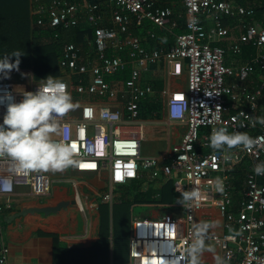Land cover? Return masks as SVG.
<instances>
[{
	"label": "built area",
	"instance_id": "1",
	"mask_svg": "<svg viewBox=\"0 0 264 264\" xmlns=\"http://www.w3.org/2000/svg\"><path fill=\"white\" fill-rule=\"evenodd\" d=\"M179 1L185 10V33L175 36L169 49L149 51L131 30H143L150 24L153 31L147 30L146 37L157 41L158 32L172 33L177 27L172 10L158 0H52L32 5L33 26L52 30L55 38L82 22L94 30L92 53L84 54L74 43L62 48L57 65L60 74L69 79L65 84L73 107L57 117L59 132L51 134V139L72 148L78 163L70 166L71 172L108 173V190L88 203L91 210L119 202L121 196H116L115 189L138 181L142 173H148L152 181L171 182L180 197L181 191L195 186L199 189L201 182L221 176L223 190L215 206L222 216L223 232L206 233L205 244H216L225 264H264V174L253 171L264 162V124L255 117L259 104L264 103V25L255 17L259 0L245 5L236 0ZM204 18L210 20L209 25ZM224 20L236 22L243 32L240 42L255 48V54L244 64L227 65L229 54L240 55L241 46L219 45L228 33ZM112 51L118 56L110 55ZM162 59L171 68V76L187 70V91L171 93L167 99L169 122L185 125L186 131L166 158H146L141 155L140 106L153 96L154 88L143 83L141 76ZM125 70L129 77L120 83L119 74ZM255 76L259 82L250 86ZM71 77L77 81L75 96ZM227 79L238 82V87H227ZM15 81L0 75V121L9 102H19L22 91L36 92L44 83ZM75 98L81 103L77 119L71 117ZM221 127L228 133H246L253 145L213 149L210 135ZM238 169L242 171L239 191L233 184V172ZM54 172H20L11 158L0 155V198L12 196L17 188H27L35 198H46ZM238 194L241 197L234 203ZM214 201L203 197L186 203L181 217L135 219L128 241L129 263L146 264L151 258L152 264H157L176 255L183 264L182 253L190 242L196 217ZM12 210V203L0 202V216ZM9 253L7 242L0 240V264H8Z\"/></svg>",
	"mask_w": 264,
	"mask_h": 264
},
{
	"label": "crops",
	"instance_id": "2",
	"mask_svg": "<svg viewBox=\"0 0 264 264\" xmlns=\"http://www.w3.org/2000/svg\"><path fill=\"white\" fill-rule=\"evenodd\" d=\"M237 1V0H236ZM18 2L24 6L25 0H0V3ZM158 2L165 8H170L173 12V20L177 27L170 32H158L157 41L148 40L146 31H153L150 24H146L143 30H131L132 33L139 37L147 51L154 49L167 50L175 43V36L177 30L185 29V10L179 0H158ZM249 0H243L242 3H247ZM29 19V34L34 28L30 10L34 0H27ZM12 21L18 19H2L0 21ZM264 25V14L261 19H258ZM204 21L209 25V19L204 18ZM83 23V22H82ZM81 23V24H82ZM80 24V25H81ZM224 25L227 27L228 33L224 40L219 45L224 47L239 44L241 46V54L234 56L229 54L227 58V65H240L247 62L254 54L255 48L253 45H244L240 42L243 34L240 26L232 20H224ZM79 28H81L79 26ZM82 29V28H81ZM85 29L80 30L83 32ZM87 38V37H86ZM31 41V40H30ZM94 41V40H93ZM93 41L86 39L87 48H80L84 54L92 53L94 51ZM31 45V44H30ZM31 47V46H30ZM22 58L19 60L17 69L9 72L8 77L17 78L15 82L30 81V83H42L43 79L34 78V70L40 66L41 59H36L34 48H23ZM113 57L118 56L115 51L110 52ZM58 68V65H57ZM171 68L162 59L156 66L150 67L146 72L142 73L143 83L149 84L154 88V94L149 99L144 101L140 106L139 121L143 125V140L141 142V155L146 158H166L172 146L179 143L186 128L183 124L170 123L167 116V99L171 93L186 92L187 91V70L184 69L180 76H171L169 74ZM129 77V71L125 70ZM123 72V73H124ZM3 76L2 74H0ZM17 75V76H16ZM4 77V76H3ZM60 74L59 79L65 83V79ZM120 80V83L127 80ZM15 80V79H13ZM69 81V79H67ZM76 78H70L71 93L75 96L74 86L76 85ZM259 82V76L250 79L249 84L256 85ZM238 82L227 79L226 86L237 88ZM85 99H83L84 101ZM75 106L81 105L80 100L74 99ZM227 104L231 108V113H234L232 103L229 97H226ZM75 108L74 110H76ZM78 111V109H77ZM74 112H72L73 114ZM255 117L264 118V103L259 104V108ZM220 179L223 184L221 176H214L211 179L201 182L198 186L199 191L203 192V197L207 201L219 200L222 191H217L214 188V181ZM141 190L147 191L152 189L157 194L161 188L171 182H164V180L152 181L148 173H142ZM172 184V183H171ZM109 186V176L107 172H100L98 174H77L71 172L70 166L68 168L57 170L52 176V185L49 196L38 199L30 195L27 188H17L12 196L0 198V202H10L13 205V210L5 212L0 216V240L7 242L9 246L8 264H55L54 251L56 249L62 250H89L93 248L100 240V226H101V208L99 206L96 210H91L87 207L89 202L95 201L98 197L106 193ZM173 187V184H172ZM196 187V186H195ZM193 187V189H195ZM174 191V189H173ZM116 196L121 194L118 192V187L115 189ZM180 196L174 192L173 201L169 205L159 204H137L131 206H147L151 210L147 215L141 214L136 218L131 219V223L135 219H154L159 216H183L184 205L179 203ZM236 201V200H235ZM107 205V204H103ZM102 205V206H103ZM109 207L110 219V234L109 241L112 242V206ZM205 212H208L211 227L208 234H221L222 216L212 217L209 212L210 208L205 207L196 217V223H201L205 218ZM131 223L129 227V236ZM129 241V237H128ZM217 249V247L215 248ZM111 252V249H110ZM111 256V255H110ZM212 264L210 261L203 259L202 264Z\"/></svg>",
	"mask_w": 264,
	"mask_h": 264
},
{
	"label": "clouds",
	"instance_id": "3",
	"mask_svg": "<svg viewBox=\"0 0 264 264\" xmlns=\"http://www.w3.org/2000/svg\"><path fill=\"white\" fill-rule=\"evenodd\" d=\"M21 55L20 52H15L11 56L0 57V74L7 78L11 70L17 69ZM11 57L16 59L10 62ZM43 81L36 92L22 91L19 102H9L0 121V155L11 158L20 172L57 171L78 163L73 159L72 148L68 144L51 139V134L59 132L60 122L57 117L63 116L73 107L71 96L66 90L67 85L51 76ZM9 99L11 100L10 97ZM258 122L264 124V118H258ZM237 145L251 147L253 140L246 133H228L223 127L210 135V146L213 149L223 150ZM253 171L257 175L264 174V162L258 163ZM214 188L217 191L223 190L219 178L214 181ZM200 196L199 189L181 191L179 203H189ZM210 227L211 225L203 222L193 224L190 242L182 253L183 264H202L206 249L205 236ZM214 261L215 264H225L224 258L218 255L214 257ZM146 264H152L151 258L146 260ZM157 264H181V260L176 255H171L158 260Z\"/></svg>",
	"mask_w": 264,
	"mask_h": 264
},
{
	"label": "trees",
	"instance_id": "4",
	"mask_svg": "<svg viewBox=\"0 0 264 264\" xmlns=\"http://www.w3.org/2000/svg\"><path fill=\"white\" fill-rule=\"evenodd\" d=\"M52 0H34L35 4L48 3ZM73 2L80 0H71ZM90 3H97L99 0H87ZM251 1V0H249ZM243 0H237L240 5H245L242 3ZM28 14V4L27 0L22 3L11 2V3H0V18L4 19H18L20 16V22H24L22 29L18 31H24L25 41H27L26 48H34V39L36 40V59L40 58L41 63L39 67L34 70V78L43 79L48 76L58 77L59 70L57 68V62L61 55L62 48L66 43H74L79 48H87L86 39L90 41L94 40V30L89 26L83 32L81 28H76L68 33H62L55 38V32L52 30H44L42 28H32L31 35L29 34V19ZM264 14V0H259L255 17L256 19H261ZM19 20H10L2 22H13ZM20 24L15 27H19ZM8 28H10L8 26ZM185 33V29L177 30V34ZM87 37V38H86ZM31 40V47L29 41ZM24 40L21 38L20 47H23ZM254 47V46H253ZM255 52V50H254ZM128 77L127 72L119 74V79L124 80ZM235 182H233L236 190H240V184L242 181V171L240 169L233 172ZM238 181V182H237ZM118 192L121 194L120 200L114 203L112 206V242L110 244L109 234H110V219H109V207L107 205H101V226H100V240L99 242L89 250H62L56 249L54 251V263L55 264H116L121 258L118 264L128 263V242L127 237L124 236L129 234V228L126 223V216H128V208L137 204H159V205H169L173 201L174 191L171 183L165 184L158 194L149 189L147 191L141 190V182L135 181L127 186L118 187ZM240 194L234 195V203H237ZM236 200V201H235ZM115 209L118 212L117 221L115 220L114 214ZM111 249V252H110ZM127 250V253H126ZM112 260H111V256ZM118 256V259H117ZM111 260V261H110Z\"/></svg>",
	"mask_w": 264,
	"mask_h": 264
},
{
	"label": "rangeland",
	"instance_id": "5",
	"mask_svg": "<svg viewBox=\"0 0 264 264\" xmlns=\"http://www.w3.org/2000/svg\"><path fill=\"white\" fill-rule=\"evenodd\" d=\"M19 24H20V26L16 28L15 25L18 26ZM22 24H24V22H20V21L19 22L18 21L2 22V21H0V57L11 56L15 52H20L22 54L23 48L20 47L21 38H23V40H24V44H23L24 48H26V45L28 43L24 39V36H23L24 31H18L19 29L25 28V27H23ZM8 26L10 28H8ZM80 27L83 30L88 29L89 24L87 22H83L80 25ZM21 32L23 35H21ZM29 44H31V41H29ZM34 48H36V40L35 39H34ZM22 56H23V54L20 57L22 58ZM20 57H19V60L21 59ZM15 59H16L15 57H11L10 62L14 61ZM11 79L16 80L17 78L13 77ZM74 107L77 108V106H74ZM73 112L74 113L71 115V117L74 119H77L79 117L78 111L74 110ZM234 182H235V178H234ZM237 191H239V190L237 189ZM199 198L203 199V196L201 195ZM216 202L217 201H214V202H212V204H210L211 206H208L210 208L209 214L215 218L218 216H221L219 209L215 206ZM150 210H151V208L147 207V206L146 207L145 206H134L133 208L129 207L128 208V216H126V223L128 225V228L130 227V223H131L132 218H136V217L140 216L141 214L147 215L150 212ZM114 217H115V220L117 221L118 212L116 211V209H115ZM208 218H209L208 212H205V218L201 221V223L202 222L208 223L210 225L211 222ZM124 233H127L124 236L127 237V242H128L129 234L127 231H125ZM205 245H206V249L203 253L202 261H203V259H206V260L210 261V263L212 262V264H215L214 257L217 255L221 257L220 251L218 249H215L217 245L211 244V243H206ZM127 247H128V245H127ZM208 249H212V251H208ZM126 253H127V250H126ZM112 257H113V255L111 256V260H112ZM117 259H118V256H117ZM120 260H121V258L117 261L116 264H118V262ZM123 264H130L129 260H128V263H123ZM204 264H206L205 261H204Z\"/></svg>",
	"mask_w": 264,
	"mask_h": 264
}]
</instances>
